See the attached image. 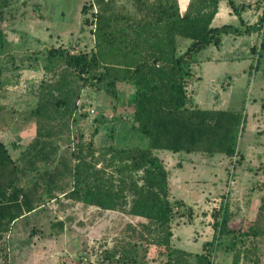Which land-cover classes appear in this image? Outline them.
Listing matches in <instances>:
<instances>
[{
  "label": "trees",
  "instance_id": "16d2710c",
  "mask_svg": "<svg viewBox=\"0 0 264 264\" xmlns=\"http://www.w3.org/2000/svg\"><path fill=\"white\" fill-rule=\"evenodd\" d=\"M118 1L90 0L82 8L83 15L93 18L92 51L71 53L55 47L47 51L45 76L37 89L36 134L17 160L0 137V240L20 219L62 195L86 207L144 219L126 225L120 240L102 253L104 264H146L151 246L168 255L167 264H214L224 236H232L233 250L241 237L264 241L262 199L256 224L246 232L231 228L228 203L214 211L215 236L204 243L195 261L193 253L174 248L173 223L184 203L172 200L170 172L159 156L197 155L203 162L216 155L239 154L244 112L202 109L189 86L196 79L194 67L201 62V52L210 45L219 47L224 35L257 34L250 68L259 69L264 63V9L257 22L248 25L236 0H224L239 16L240 25L214 28L222 0H192L185 13L179 0H131L134 13L123 12ZM10 2L0 3V8ZM7 50V35L0 28V60ZM121 83L134 86L129 104L132 130L148 144L97 148L94 135L87 139L82 128H74L96 114L83 104L82 93L100 90L118 100ZM102 116L92 122L102 123ZM62 143L67 145L63 152ZM52 229L64 232L65 222L52 224ZM241 258L236 251L233 264ZM6 260L4 264H9Z\"/></svg>",
  "mask_w": 264,
  "mask_h": 264
},
{
  "label": "rangeland",
  "instance_id": "374dc122",
  "mask_svg": "<svg viewBox=\"0 0 264 264\" xmlns=\"http://www.w3.org/2000/svg\"><path fill=\"white\" fill-rule=\"evenodd\" d=\"M10 1L9 7L0 8V28L8 40V55L0 60V137L17 160L36 134L37 89L45 76L47 51L55 47L71 53L89 52L94 38L92 15L82 14L90 0ZM235 3L241 12H248L250 19L263 13L264 0ZM118 5L123 12H135L131 0H119ZM68 30L72 33H66ZM243 60L221 64L229 77L222 76L218 66L216 79L201 81L199 77L189 86L190 94L205 110L244 112L246 123L239 137V154L233 158L216 155L202 162L197 155L159 153L170 172L172 200L184 203L175 215L172 245L193 253L192 261L204 251V243L215 236L212 214L223 203L230 205L231 228L246 232L256 224L264 199V63L254 70L250 68L253 58ZM243 69L245 73L240 74ZM194 72L199 75L201 65L194 67ZM120 91L118 100L100 90L84 89L82 93L83 104L95 109L97 115L82 119L74 128H82L87 139L94 135L97 148L148 144L143 135L132 130L129 104L133 84L121 83ZM101 115L102 123L92 122ZM66 147L62 143L61 152ZM60 198L16 222L0 240V264L5 258L9 264H104L102 253L120 240L126 225L144 220L128 213L86 207L62 195ZM59 221L65 222V229L56 234L52 224ZM232 240L231 235L221 239L212 258L214 264H233L236 251L242 257L238 264H264V241L241 237L233 250ZM167 260V254L150 247L146 264H167Z\"/></svg>",
  "mask_w": 264,
  "mask_h": 264
},
{
  "label": "crops",
  "instance_id": "0c3cea01",
  "mask_svg": "<svg viewBox=\"0 0 264 264\" xmlns=\"http://www.w3.org/2000/svg\"><path fill=\"white\" fill-rule=\"evenodd\" d=\"M191 1L192 0H179L181 11L183 13H185L188 10ZM230 8L231 7L226 1L222 0L220 2L219 12L213 21L212 27L218 28L224 25H234V26L240 25L239 16L235 12H233V10H231ZM260 15L261 14L258 13L256 18L250 19V17H248V12L243 10L241 12V19L244 21L245 24L253 25L254 23L257 22L258 17ZM69 32L72 33V30L66 31V33ZM258 42H259L258 35L255 33L248 36L224 35L222 38V43L219 47L215 45H210L208 48H206L201 52L200 54L201 62L196 65V66L201 65V73H199V75L195 73V78H197L198 80L200 77L201 81L203 79H208V80L216 79L219 70L218 66H220L221 68L222 76L224 75L228 76L229 75L228 72L223 71L221 64L222 63L236 64L238 62L242 63L245 62L243 60L245 58L254 59L253 48L256 46ZM244 50H246V52ZM245 53H248L249 56H245L246 55ZM232 73L235 74L234 72ZM242 73H245L244 69L242 70V72H240V74ZM197 102L199 103L198 99ZM199 107L205 109L204 107L200 106V103H199ZM175 155H180V154H175Z\"/></svg>",
  "mask_w": 264,
  "mask_h": 264
},
{
  "label": "built area",
  "instance_id": "2783aa9c",
  "mask_svg": "<svg viewBox=\"0 0 264 264\" xmlns=\"http://www.w3.org/2000/svg\"><path fill=\"white\" fill-rule=\"evenodd\" d=\"M91 112H92V113H94V111H93V110H91Z\"/></svg>",
  "mask_w": 264,
  "mask_h": 264
}]
</instances>
